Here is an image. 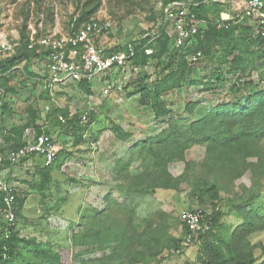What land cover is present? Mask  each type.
Listing matches in <instances>:
<instances>
[{
	"label": "rangeland",
	"instance_id": "rangeland-1",
	"mask_svg": "<svg viewBox=\"0 0 264 264\" xmlns=\"http://www.w3.org/2000/svg\"><path fill=\"white\" fill-rule=\"evenodd\" d=\"M175 1L218 2L223 8L220 17L235 15L242 3V0ZM122 2L102 0L93 17L112 23L109 46L158 35L159 27L163 26L164 8L173 1ZM78 13L72 0H0V39L18 43L14 50L0 51V61L18 55L23 49L27 39L22 40V34L29 35L33 30L40 34L47 31L68 34ZM208 15L211 19L216 17L212 10ZM252 35L246 28L243 36L248 47L245 72L235 74L230 72L228 63L220 65L212 55L203 56L192 64L193 74L188 82L163 94L171 112L160 119L155 117L149 104L140 103L141 89H153L167 71L165 63L157 59H150L139 67L127 61L108 78L92 84L91 93L77 82L60 85L51 92L44 89L37 79L43 71V60L38 55L30 60H17L7 71L0 69V94L4 93L2 100L0 98V153L6 152L5 147L9 152L14 150L9 147L12 141L7 139L12 137L16 140L14 144L20 143L25 136L38 134V130L53 135L61 153L51 169L49 182L43 186L40 163L33 166V171L23 162L18 163L16 172L10 164L5 166V170L11 167L9 172L5 171L6 175L18 182V197L23 199L17 216L19 236L36 240L51 254L58 253L65 264H128L129 256L137 252L145 264H203V248L194 245L177 251L170 246L183 237L182 213L198 208L211 213L215 206L222 214L218 228L231 234L244 221L237 204L257 188V203L264 207V140L240 168L241 174L237 177L230 168L209 171L205 163L206 144L191 145L185 152L186 160L191 163L188 167L182 160L168 163L172 175L182 176L177 189L130 191L127 175L141 171L143 161L136 159L129 170H125L122 163L131 156L130 148L136 142L161 133L168 128L171 119L185 125L196 119L201 109L236 101L252 87L264 89V54L258 50ZM170 48L174 50L171 41ZM216 71L226 74L225 83L212 78ZM208 80L214 82L207 90L204 83ZM189 102L198 103L194 112L186 110ZM4 103L7 105L3 106ZM33 110L34 122L30 113ZM84 112L88 113L85 122L81 119ZM65 115L74 120L62 123L60 116ZM112 121L131 131V138L118 139L111 131ZM28 123L30 126L21 134L20 129ZM119 158L124 162L117 163ZM202 180H215L219 186L218 196L206 204L191 194L194 184ZM87 231H98V235L83 236ZM112 233L113 238L115 233L120 236L122 244L119 239L111 240ZM156 234L161 236L159 240ZM248 241L259 255L264 246V227L250 235ZM25 254L10 264H46L48 259L41 256L27 262L24 259L32 256L33 251ZM263 260L261 257L257 263Z\"/></svg>",
	"mask_w": 264,
	"mask_h": 264
},
{
	"label": "trees",
	"instance_id": "trees-1",
	"mask_svg": "<svg viewBox=\"0 0 264 264\" xmlns=\"http://www.w3.org/2000/svg\"><path fill=\"white\" fill-rule=\"evenodd\" d=\"M134 1V0H119ZM175 0H164L169 3ZM75 5V10H79L78 17L72 16V27L70 32L77 30L83 23L91 20L99 10L102 0H72ZM197 7H192V11L196 13L197 17L207 23V28L203 33H199L191 38L184 47L177 48L173 45L172 38L163 29L159 27V34L156 36L141 37L134 39L126 44H118L113 46L110 51L127 50L128 44L131 43L134 47L135 53L129 61L135 67L145 66L150 59H157L159 62L165 63L166 73H162L157 80L153 89L143 87L140 93V103L143 105L149 104L157 119L167 116L171 109L168 107L163 98V94L183 86L188 82L193 74L194 65L188 60V56L201 52L202 56L212 55L220 64H229L230 72L237 73L238 71L245 72L247 67L248 47L244 39L245 29L252 31L253 41L257 45L258 50L264 54V48L260 39L255 35L253 26L243 23L234 22V20H222L221 12L223 8L218 2H204L199 1ZM130 9L134 7L131 4ZM216 13V17L211 19L208 15L210 11ZM132 12V11H129ZM220 22L225 25L219 27ZM26 29V27H24ZM22 40L26 38L23 49L18 51V55L0 61V69L2 71L9 70L17 60L21 58L31 59L34 55L39 54L36 49L28 48L29 35L22 34ZM170 41L172 42L174 50L171 51ZM217 48V49H216ZM151 50V52H147ZM239 51L236 54V51ZM166 57V59H164ZM230 57H232L230 59ZM218 83H225L226 74L216 71L212 74ZM241 80L242 77H237ZM194 82V81H193ZM213 80H208L204 83L205 89H210L213 85ZM79 86L88 93L92 92V83L78 82ZM244 85V84H243ZM246 86V85H245ZM4 95L0 94V98ZM3 101H1L2 103ZM198 103L189 102L186 110L194 112ZM4 103L3 106H6ZM31 120L35 121L34 110ZM65 118L69 121L74 118ZM82 119V118H81ZM80 119V120H81ZM61 121V120H60ZM111 131L120 140H128L132 136L131 131H127L124 127L112 121ZM30 126L26 124L20 129V133ZM45 131L38 130V134ZM49 133V132H46ZM81 136L77 142L81 140ZM12 144L9 147L16 149L25 144L24 141L15 143L16 140L9 138ZM264 140V89L252 87L245 95L228 103H221L211 106L209 108L201 109L199 116L193 121L182 125L178 119H171L168 123V128L163 130L156 136H149L144 140L138 141L130 148L131 156L124 162L123 158H119L117 163H122L125 170H129L131 164L136 159L143 161L141 171L136 173H128L127 187L131 190L150 191L153 192L157 188L177 189L182 182V176H174L168 170V163L172 160L185 161L188 167L191 163L186 160V150L195 143L206 144L207 153L205 163L209 167V171L219 168H230L234 176H240V168L247 163V159L255 154V150L260 146L259 144ZM6 148V147H5ZM5 150V149H3ZM60 151H58L55 160L50 166H40V174L42 177V186L47 184L50 180L51 169L57 159L60 158ZM64 157L66 156L63 155ZM10 164L7 162L6 165ZM217 182H209L202 180L194 184L191 194L198 199L202 204H206L210 199H215L218 196ZM257 191V192H256ZM208 194V196L206 195ZM206 195V196H205ZM258 188L253 191L247 198L243 199L237 204V210L244 216V221L235 227L231 234L222 232L219 226V219L221 211H218L215 206L211 213L201 209L203 214L204 230L201 234L200 248L202 250L201 261L203 264H264L257 261L264 257V246L259 255H256L248 241V237L254 232L264 227V207L257 203ZM209 198V199H208ZM23 199L19 197L16 200V215ZM7 208L6 203L0 195V213ZM217 229V230H216ZM216 231V232H215ZM188 232V228L184 225L183 236ZM112 241L119 239L122 244V239L115 233ZM92 235L97 237L98 231H87L83 236ZM156 240L161 236L154 235ZM108 238V236H107ZM183 237L179 240H174L170 246L177 251L185 249L182 245ZM21 246H25L20 250ZM33 251V255L25 258L27 262L47 256L46 264H65L61 256L51 254L49 250L43 247L42 244L33 239H23L17 232V218L13 225L6 226L0 216V264H10L25 252ZM140 252L129 256L128 264H138L144 262L143 257L139 256ZM259 256V257H258Z\"/></svg>",
	"mask_w": 264,
	"mask_h": 264
},
{
	"label": "built area",
	"instance_id": "built-area-1",
	"mask_svg": "<svg viewBox=\"0 0 264 264\" xmlns=\"http://www.w3.org/2000/svg\"><path fill=\"white\" fill-rule=\"evenodd\" d=\"M199 4V2L185 4L182 1H173L165 6L162 25L172 38L175 47H184L191 38L203 33L207 28V23L192 11V7H197ZM221 18L253 26L254 33L264 48V0H242L238 13ZM224 25L220 22L219 27ZM111 28L110 21L92 18L68 34L54 31L40 34L33 30L29 34L28 48L36 49L43 60V71L37 76L42 87L51 92L68 82L100 83L105 77L108 78L113 70L125 65L134 55V47L129 43L127 50L110 51L106 42ZM17 44L0 39V51L14 50ZM202 57L201 52H196L189 55L188 60L190 63H197ZM87 115V112L82 113L83 122L87 120ZM60 120L62 123L67 121L63 116H60ZM58 151L59 147L53 135L42 132L26 137L25 144L13 151L0 153V195L7 205L0 216L7 227L13 225L17 218L15 210L20 187L18 183L8 179L5 173L6 163L18 164L27 158H38L40 164L46 167L53 163ZM182 219L188 228V232L183 236V247L200 246V238L204 230L201 209L184 211Z\"/></svg>",
	"mask_w": 264,
	"mask_h": 264
},
{
	"label": "crops",
	"instance_id": "crops-1",
	"mask_svg": "<svg viewBox=\"0 0 264 264\" xmlns=\"http://www.w3.org/2000/svg\"><path fill=\"white\" fill-rule=\"evenodd\" d=\"M109 44V39L107 40V42H106V46H108L110 49L113 47V46H109L108 45ZM99 82H96L95 84H98ZM24 142H26V136L24 137ZM5 151H8V148L6 147V150ZM23 165L24 166H26L27 168H29L31 171H33L34 169H35V167H33L36 163H40V159H38V158H27V159H24L23 161ZM10 165H11V167H13L14 168V170H15V172L17 171V166H18V164H11L10 163ZM10 167V166H9ZM8 167V169L7 170H5L6 172H9L10 171V168ZM5 172V173H6ZM9 174V173H8ZM16 174V173H15ZM14 176H16V175H14ZM7 177H8V179H10L11 180V177H10V175H7ZM13 180H15L14 178H13ZM12 180V181H13ZM15 182V181H14ZM16 183H18L17 181H16Z\"/></svg>",
	"mask_w": 264,
	"mask_h": 264
}]
</instances>
